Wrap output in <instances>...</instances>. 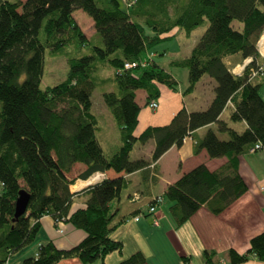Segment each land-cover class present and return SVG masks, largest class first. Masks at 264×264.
<instances>
[{"label": "trees", "instance_id": "obj_1", "mask_svg": "<svg viewBox=\"0 0 264 264\" xmlns=\"http://www.w3.org/2000/svg\"><path fill=\"white\" fill-rule=\"evenodd\" d=\"M76 9L93 20L95 37L89 39L82 31L73 17ZM205 20L208 26L189 55L173 63L188 71L184 93L193 91L204 75L215 80L210 105L193 112L183 107L169 124L148 126L135 135L140 111L135 91L144 89L149 103L159 98V84L177 89V81L153 59L148 66L117 71L126 61L145 59L154 44L173 37L174 29L188 37ZM263 29L264 0H136L130 7L123 0H0V264H8L11 255L34 241L44 215L70 222L85 236L68 249L52 241L40 244L37 254L20 264H57L69 258L89 264L121 251L122 242L110 235L122 220L115 221L118 209L110 203L127 187L123 173L147 168L203 126L216 124V130L208 128L197 138L195 154L205 149L210 158L227 161L216 170L198 164L166 187L162 196L171 202L168 210L175 224L182 225L202 206L219 214L246 192L238 158L258 143L264 146L261 83L249 78L250 69L264 62L256 48ZM46 51L66 57L68 69L61 82L43 89ZM237 53L243 60L252 57L241 75L225 62ZM99 64L114 69L118 89L102 94L120 131L121 144L109 157L96 137L98 120L91 111ZM227 106L232 107L231 121L246 122L244 131L220 119ZM149 139L155 141L151 159L132 160L134 144ZM77 162L86 168L68 178ZM107 171L113 175L89 186L86 207L70 212L75 179ZM21 191L28 194L27 208L15 216ZM213 254L205 250L204 262L217 264ZM227 257L228 264L251 257L264 262V230L250 239L246 252L231 248ZM145 262L137 251L118 264Z\"/></svg>", "mask_w": 264, "mask_h": 264}, {"label": "crops", "instance_id": "obj_2", "mask_svg": "<svg viewBox=\"0 0 264 264\" xmlns=\"http://www.w3.org/2000/svg\"><path fill=\"white\" fill-rule=\"evenodd\" d=\"M77 10L81 9L75 11ZM75 11H73V17ZM85 21L92 27L90 35L77 23L87 38L95 37L93 20L85 18ZM175 30L171 32V34H174L173 37L175 36ZM177 31L181 30L177 29ZM194 45L183 53V56L187 57ZM154 56H156L155 53ZM181 59L183 58L180 56L174 57L167 64L161 63L163 67L153 59L156 64L173 76L177 81V89L159 84L160 96L157 99L159 106L156 110L149 108L146 101L147 94L144 89L135 91L136 102L140 106L138 122L134 131L135 135H139L148 126L169 124L174 115L183 107L188 112H193L205 110L210 105L214 98L215 80L208 75H204L196 83L193 91L184 93L188 86L187 69L179 66L185 69L182 73L185 74V80L184 76L179 77L171 69L175 65L173 62ZM225 62L227 65L228 63L241 64L243 57L237 53L225 58ZM107 67L108 65L99 64L97 74L103 72ZM111 71L110 78L100 76V81H109V83L116 86V83L112 80L114 69L111 68ZM179 78L184 80L181 81L183 82L181 85ZM257 82H260L261 85L264 83L263 80H257ZM207 84L208 86H206ZM106 91L115 90L107 89ZM259 92L264 99V85L260 86ZM231 108L227 106L221 113L220 119L228 122L229 126L237 131H244L247 128L245 121H231L229 119L230 112L228 116L224 117V112L231 111ZM93 114L98 120L96 137L103 153L109 157L121 144L119 127L106 105H104L101 113L102 120L99 119L97 114ZM208 128L216 130V124L198 128L192 135L184 138L181 146H171L158 160L150 163L147 168L133 173H123V177L127 180V187L121 191L119 198L110 203L111 208L118 209L115 221L122 220L110 236L113 239L120 240L123 247L121 251H113L107 254L103 260H96L89 264H118L137 251L142 252L145 256V264H203L205 250L214 252L211 257L214 263L218 264L221 260H224L228 264L227 252L229 249L233 248L239 253H244L249 249L250 239L264 230V146L258 151H248L239 156V173L247 183L248 189L219 214H213L205 206H202L185 223L176 225L168 210L171 205L169 200L165 210L162 209L166 200L165 197H163L162 205H157L154 212L148 211L153 203L154 196L163 195L168 185L173 184L184 173L198 164L204 163L210 170H216L226 163V157L210 158L205 149L195 154V142L197 138L200 139L205 135ZM224 134L218 133L221 139H224ZM154 147V139H149L146 143L136 142L130 153V158L132 160L140 158L150 160ZM85 168V164L77 162L71 171L67 173V177L75 178ZM98 173L104 174L100 180H96L94 177ZM112 175L113 172L107 171L95 172L87 179L76 178L74 184L79 180L92 179V181L77 189H74V184L70 185V191L76 193L70 212L86 207L85 202L88 197L87 190L89 186H93ZM134 193H137L139 198L131 201ZM135 216L140 218L134 220ZM155 219L158 220V224L154 223ZM38 222L40 226L33 244L15 253L12 257L14 260L10 258L8 264H20L24 258L35 256L39 245L45 242L52 241L57 248L68 249L78 244L85 236L83 230L66 221L61 225L63 232H59V228L55 226V222L50 215L42 216ZM57 264L83 263L78 258H69L63 259ZM240 264H264V262L251 257L248 261Z\"/></svg>", "mask_w": 264, "mask_h": 264}, {"label": "rangeland", "instance_id": "obj_3", "mask_svg": "<svg viewBox=\"0 0 264 264\" xmlns=\"http://www.w3.org/2000/svg\"><path fill=\"white\" fill-rule=\"evenodd\" d=\"M74 17L76 18L77 22L83 27V29L88 33V35L91 34L92 27L85 21V18L88 20L92 19L89 17L87 13H85L82 10H77L74 12ZM235 26L240 25L238 22H234ZM208 26V21L205 20L202 25L197 27L191 34L190 37H187L184 32L177 31V29L174 31L175 36L173 38H168L167 40H161L158 43L154 44L152 47V50L155 51V55L153 59L162 66V64H167L171 59L174 57L180 56L184 58L183 53L189 50L190 47H192L194 44L197 43L201 35L204 33ZM42 36V33H41ZM89 51H86L85 53H88ZM162 63V64H161ZM229 68H232L234 66L233 64H229ZM168 66V65H167ZM163 67V66H162ZM68 69L67 59L64 56H51L47 51L45 53V66L43 71V76L41 80V88H46L47 86H53L57 83L61 82L65 77ZM172 70L175 71V74L179 77L184 76L185 80V74H182L185 70L184 68H180L178 65H173L171 67ZM111 67L108 66L103 72H99L98 74L94 75V81L96 83V87L94 88L92 92V112L97 114L99 119L102 120L101 113L104 108V101H103V92L107 89H114L115 91H118L117 87L109 83V81L101 82L100 76L107 78L111 76ZM180 79V78H179ZM183 79H180V85L183 83L181 81H184ZM264 85V83L261 85V87ZM208 86V84L206 85ZM185 88V84H184ZM230 110H227L224 112V117L228 116ZM222 135V133H219ZM224 139H227V134H224ZM133 157V155H132ZM89 180V179H88ZM77 189L76 187H74ZM80 188V187H79ZM168 199L165 200L163 203L162 209L165 210V207H167ZM34 242V241H33ZM33 242L31 244H33ZM30 244V245H31ZM17 253V252H16ZM15 254V253H14ZM13 255H11L10 258H12ZM9 258V259H10ZM14 260V258H12Z\"/></svg>", "mask_w": 264, "mask_h": 264}, {"label": "built area", "instance_id": "obj_4", "mask_svg": "<svg viewBox=\"0 0 264 264\" xmlns=\"http://www.w3.org/2000/svg\"><path fill=\"white\" fill-rule=\"evenodd\" d=\"M134 1H136V0H123L124 4L127 7H130L134 3ZM256 48H257V51L260 54V56L264 58V29H263L260 37L257 39ZM153 56H154L153 52H147L145 59H143L141 61H126L123 65V67L120 68L117 72H122L123 70L133 69L136 67L148 66L152 62ZM251 61H252V57H248V58L244 59L241 64H236V65L232 66V68H230V70L232 73H234L236 75H241V74H243L246 66ZM249 78H250V80H260V81L263 80L264 81V62L259 64L257 67L250 69ZM148 106L152 110H156L159 106V102L157 100H152L148 103ZM261 148H263V147L261 146L260 143H258L250 149V152L258 151ZM103 176H104L103 173H98L94 177L96 178V180H100L101 178H103ZM138 198H139V196L137 195V193H134L133 197L131 198V201H135ZM152 201H153V203L149 207V210H148L149 212L155 211L156 206L162 203L163 196L162 195L154 196ZM139 218H140L139 216H135L133 219L138 220ZM54 222H55V226H57L59 228L58 231L62 233L63 230H62L61 225H62V223L65 222L64 219H58V220H55ZM154 223L158 224V220L155 219ZM203 264H207V263L204 262ZM219 264H225V261L221 260Z\"/></svg>", "mask_w": 264, "mask_h": 264}, {"label": "water", "instance_id": "obj_5", "mask_svg": "<svg viewBox=\"0 0 264 264\" xmlns=\"http://www.w3.org/2000/svg\"><path fill=\"white\" fill-rule=\"evenodd\" d=\"M27 201H28V194L24 191L20 193V196L17 198L16 201V212L15 216H19L23 214L27 207Z\"/></svg>", "mask_w": 264, "mask_h": 264}, {"label": "bare ground", "instance_id": "obj_6", "mask_svg": "<svg viewBox=\"0 0 264 264\" xmlns=\"http://www.w3.org/2000/svg\"><path fill=\"white\" fill-rule=\"evenodd\" d=\"M92 179H89V180H79L76 184H74L73 186L76 187V188H79V187H82L86 184H88L89 182H91ZM75 189V188H74ZM162 205V204H161ZM170 207V206H169ZM27 208V207H26ZM161 208V207H160Z\"/></svg>", "mask_w": 264, "mask_h": 264}]
</instances>
